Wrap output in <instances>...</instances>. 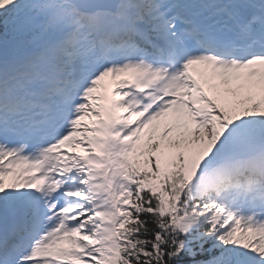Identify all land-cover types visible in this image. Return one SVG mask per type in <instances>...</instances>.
Returning <instances> with one entry per match:
<instances>
[{
	"label": "snow or ice",
	"instance_id": "6c2138e0",
	"mask_svg": "<svg viewBox=\"0 0 264 264\" xmlns=\"http://www.w3.org/2000/svg\"><path fill=\"white\" fill-rule=\"evenodd\" d=\"M0 264H264V0H0Z\"/></svg>",
	"mask_w": 264,
	"mask_h": 264
}]
</instances>
